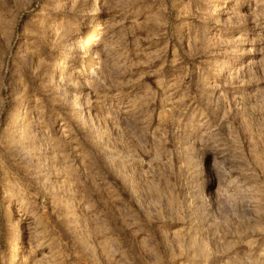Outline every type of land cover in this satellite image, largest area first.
<instances>
[{
	"label": "rangeland",
	"instance_id": "obj_1",
	"mask_svg": "<svg viewBox=\"0 0 264 264\" xmlns=\"http://www.w3.org/2000/svg\"><path fill=\"white\" fill-rule=\"evenodd\" d=\"M0 264H264V0H0Z\"/></svg>",
	"mask_w": 264,
	"mask_h": 264
},
{
	"label": "bare ground",
	"instance_id": "obj_2",
	"mask_svg": "<svg viewBox=\"0 0 264 264\" xmlns=\"http://www.w3.org/2000/svg\"><path fill=\"white\" fill-rule=\"evenodd\" d=\"M97 5V4H96ZM89 8V7H88ZM92 8V7H91ZM94 8V7H93ZM96 8V7H95ZM95 11V10H94ZM94 40L95 37L92 34H89V36L87 37V40L85 42V54L82 56L83 60H86L89 66V69L91 70L93 67H95L94 65V60L92 59L94 57ZM97 42V41H96ZM78 44V43H77ZM98 68V67H97ZM88 69V70H89ZM92 71V70H91ZM89 73V72H88Z\"/></svg>",
	"mask_w": 264,
	"mask_h": 264
}]
</instances>
